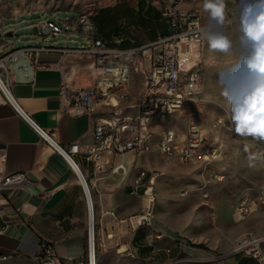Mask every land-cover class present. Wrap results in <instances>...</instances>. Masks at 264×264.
I'll list each match as a JSON object with an SVG mask.
<instances>
[{
	"label": "crops",
	"instance_id": "obj_1",
	"mask_svg": "<svg viewBox=\"0 0 264 264\" xmlns=\"http://www.w3.org/2000/svg\"><path fill=\"white\" fill-rule=\"evenodd\" d=\"M121 3L133 10V16L124 14L120 9ZM116 5L120 10L103 16L105 20L97 16L95 23L88 18L82 24V16L71 14L62 21L61 26L69 30L65 32L68 40L78 38L76 47L68 42L46 44L47 39H37L35 42L38 46L44 45L51 50L38 53L29 65L25 62L24 66V62H20L16 71L9 76L12 93L21 107L63 148L74 143H90L94 123L107 119L114 110L98 103L94 115L72 116L58 98L61 78L76 87L86 88L100 77L93 59L75 51L92 43V38L86 32H81V27L93 28L95 38L116 50L144 47L167 32L163 16L166 9L159 2L115 0L99 7L91 16H96L100 9ZM28 18L32 16L23 12L16 5V0H0V52L13 49L11 41L2 37H7V34H11V37L15 33V22ZM143 90V76L134 74L126 89L127 101L124 106H119L125 115L136 113L135 103ZM178 117L172 116L161 123L154 121L153 131L159 134L173 128L183 132L176 126L180 121ZM181 120L185 122L182 117ZM0 146L6 157L5 173H22L29 181L22 187L7 188L4 191L5 199L0 201V257L7 258L0 264L8 261L37 264L34 256L41 241L53 243L63 264H74L76 260L84 258L90 216L85 190L74 170L60 154L40 140L9 106L1 103ZM158 152L154 138L147 154L136 157L126 153L111 158L114 164L123 165V173H112L107 169L101 175L95 174L93 166L86 162L83 155L74 157V164L86 181L90 194L91 218L102 255L113 258L131 256L132 259L146 255V258H141L145 261L156 253H174L182 249V239L171 232L152 236L145 232V227L137 228L134 223L130 224V219L139 213L142 200L129 196V185L139 170H156L146 169L144 161H150L149 157ZM137 161L141 162L140 167H136ZM20 206H23L21 213H15L14 209ZM240 259L248 258L234 254V264Z\"/></svg>",
	"mask_w": 264,
	"mask_h": 264
},
{
	"label": "built area",
	"instance_id": "obj_2",
	"mask_svg": "<svg viewBox=\"0 0 264 264\" xmlns=\"http://www.w3.org/2000/svg\"><path fill=\"white\" fill-rule=\"evenodd\" d=\"M235 16L226 12V28L233 23L253 19L264 11V0H250L239 3ZM168 32L156 41L140 48L116 50L109 48L101 39L95 38L93 28L81 27L92 38L91 45L75 51L93 59L100 77L86 88L74 86L61 78L58 98L62 107L72 116L94 115L96 106L114 108L107 119L97 121L92 128V140L85 145L70 144L63 148L53 141L49 132L41 128L21 107L13 95L9 76L14 73L20 62L30 63L40 52L50 51L44 45L26 46L0 52V103L9 106L15 115L24 121L44 143L52 147L70 165L85 190L89 213L90 194L86 181L79 175L74 164L76 155H83L86 162L93 166L95 174L101 175L107 169L112 173L124 172L122 164H114L112 157L131 153L136 157L150 152L153 139L159 152L167 162H176L181 166H197L209 171L220 155L219 135L231 130L232 122L227 115L215 116L207 128L200 122L204 101V73L202 65L204 29L209 25L207 12L166 10ZM85 24V18H80ZM35 28L39 37H56L66 34L60 20L40 15ZM41 39L42 41L44 39ZM26 69V68H25ZM143 76L144 90L135 103L136 113L125 115L122 108L127 101L126 89L134 74ZM179 115L186 122L185 132L169 128L156 134L152 123L165 122ZM264 155V144L260 149ZM5 154L0 146V201L5 199L4 191L12 186L22 187L28 184L25 174H7L4 171ZM213 173V172H212ZM163 175L158 170H139L129 185V196L140 198L142 206L137 215L130 219L137 228L149 227L154 215L156 198L155 183ZM216 180L221 177L214 175ZM185 191L180 196H185ZM205 196V195H204ZM264 204V197L258 198ZM253 202L248 195H241L235 205L234 213L242 220L250 216ZM20 214L23 206L16 207ZM93 240H94V226ZM90 226L87 233L85 257L74 264H96L94 241L91 250ZM233 253L251 259L255 264H264V235L246 233L239 236L233 246ZM7 258L0 257V262ZM37 264H63L52 242L41 241L34 256Z\"/></svg>",
	"mask_w": 264,
	"mask_h": 264
},
{
	"label": "rangeland",
	"instance_id": "obj_3",
	"mask_svg": "<svg viewBox=\"0 0 264 264\" xmlns=\"http://www.w3.org/2000/svg\"><path fill=\"white\" fill-rule=\"evenodd\" d=\"M115 0H16V5L32 18L15 22V33L9 40L12 48L37 46L41 40L34 26L38 15L62 21L79 15L90 18L99 7L109 5ZM134 2L135 0H129ZM159 2L166 10H186L205 12L203 0H148ZM250 0H226V12L235 16L239 3ZM253 22V19L246 20ZM64 32L68 29L62 27ZM232 40L229 53L209 50L204 38L202 65L204 73L205 106L200 122L204 128L218 115L231 119V107L223 95L225 86L233 95L244 94L255 83L256 75L245 62L252 46L241 43L240 21L221 29ZM46 44L68 42L76 47L78 38L68 40L66 34L43 38ZM175 117H178L174 115ZM179 118V117H178ZM171 119L168 118L167 120ZM180 119L176 126L185 132L186 122ZM232 122V120H231ZM220 155L209 171L197 166L169 164L160 152L144 161L146 169L152 168L163 173L155 183V210L149 227L145 232L155 236L171 232L182 239V249L174 253H156L149 260L113 258L102 255L94 234V256L96 264H234L233 246L235 240L246 233L264 235V204L258 198L264 197V155L260 149L264 141L252 137L238 136L231 130L219 135ZM141 162L137 161L136 167ZM213 172V173H212ZM214 175L221 177L216 180ZM185 191V196L180 192ZM248 195L253 204L250 216L239 220L234 208L241 195ZM205 195V196H204ZM137 199L136 197H133ZM3 264H32L28 261H8Z\"/></svg>",
	"mask_w": 264,
	"mask_h": 264
},
{
	"label": "clouds",
	"instance_id": "obj_4",
	"mask_svg": "<svg viewBox=\"0 0 264 264\" xmlns=\"http://www.w3.org/2000/svg\"><path fill=\"white\" fill-rule=\"evenodd\" d=\"M203 9L208 13L209 25L203 30L210 51L229 53L233 47L230 37L221 29L228 22L226 0H203ZM241 43L247 41L251 52L245 62L254 71V86L242 96L233 95L225 86L223 95L231 107L234 131L241 137L264 141V11L253 22L240 21Z\"/></svg>",
	"mask_w": 264,
	"mask_h": 264
},
{
	"label": "trees",
	"instance_id": "obj_5",
	"mask_svg": "<svg viewBox=\"0 0 264 264\" xmlns=\"http://www.w3.org/2000/svg\"><path fill=\"white\" fill-rule=\"evenodd\" d=\"M121 8H122V10H123V12H124L125 15H126V14H129V15L133 16V15H132L133 10H132L131 8H127V7L124 5V3H121V4H120V9H121ZM120 9H119V7H118L117 5L114 6L113 8H104V9H100V10L98 11V13H97L96 16H90V20H91L93 23H95V22H96V18H97V16H102V19L105 20V17L103 18V16H107V15H109L111 11L116 12L117 10H120ZM137 21H139V18H137ZM166 25H167V23H166ZM167 28H168V26H167ZM167 32H168V29H167ZM167 32H166L164 35H162V36L167 35ZM237 264H254V263H253V261L248 260V259H240V260H238Z\"/></svg>",
	"mask_w": 264,
	"mask_h": 264
},
{
	"label": "bare ground",
	"instance_id": "obj_6",
	"mask_svg": "<svg viewBox=\"0 0 264 264\" xmlns=\"http://www.w3.org/2000/svg\"><path fill=\"white\" fill-rule=\"evenodd\" d=\"M91 215H92V209H91V204H89V226H90V244H91V250H92V245H93V218H91ZM91 218V219H90Z\"/></svg>",
	"mask_w": 264,
	"mask_h": 264
},
{
	"label": "water",
	"instance_id": "obj_7",
	"mask_svg": "<svg viewBox=\"0 0 264 264\" xmlns=\"http://www.w3.org/2000/svg\"><path fill=\"white\" fill-rule=\"evenodd\" d=\"M11 34H7L6 36L9 37Z\"/></svg>",
	"mask_w": 264,
	"mask_h": 264
},
{
	"label": "snow or ice",
	"instance_id": "obj_8",
	"mask_svg": "<svg viewBox=\"0 0 264 264\" xmlns=\"http://www.w3.org/2000/svg\"><path fill=\"white\" fill-rule=\"evenodd\" d=\"M243 94H239V95H237V96H242Z\"/></svg>",
	"mask_w": 264,
	"mask_h": 264
}]
</instances>
